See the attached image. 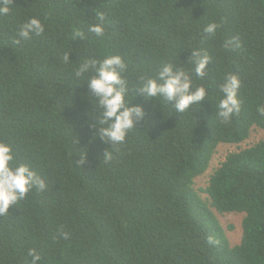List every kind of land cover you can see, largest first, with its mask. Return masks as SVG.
<instances>
[{"label": "trees", "instance_id": "16d2710c", "mask_svg": "<svg viewBox=\"0 0 264 264\" xmlns=\"http://www.w3.org/2000/svg\"><path fill=\"white\" fill-rule=\"evenodd\" d=\"M96 12L105 13L101 37L88 31ZM29 17L45 32L14 43ZM212 22L220 27L206 36ZM233 38L239 47L227 44ZM194 49L211 57L203 78L193 74L204 101L177 113L174 102L140 93L141 78L162 63L190 71ZM111 54L127 65L128 102L144 111L117 146L93 127L94 70L77 76ZM228 74L241 81V109L225 122L217 105ZM259 107L264 0H14L0 16V139L47 187L0 216V264H31L29 249L41 255L37 264H264V139L228 154L195 188L219 145L264 131ZM215 213L243 214L238 245Z\"/></svg>", "mask_w": 264, "mask_h": 264}, {"label": "clouds", "instance_id": "9594fccd", "mask_svg": "<svg viewBox=\"0 0 264 264\" xmlns=\"http://www.w3.org/2000/svg\"><path fill=\"white\" fill-rule=\"evenodd\" d=\"M13 4L14 0H0V16H8L13 11ZM95 20V23L88 26V31L101 37L105 32V13L96 12ZM219 27L218 23H209L204 27L203 33L212 36ZM44 32L45 26L41 19L29 17L20 26L18 39L14 43L19 44L20 40L27 41ZM75 35L83 34L76 32ZM227 44L240 46L238 38H233ZM210 60L206 50L194 49L189 58L192 66L190 71L172 63H162L154 76L141 78L139 91L146 98L163 97L165 101L174 102L171 104L174 110L183 113L206 99L207 89L203 85H194L193 74L197 78H203ZM89 68L94 70V74L87 79V84L99 109V127H93L100 139L106 143L112 146L124 144L129 132L144 117L143 107L130 104L127 100L128 86L124 78L127 65L124 58L119 54H111L103 59L89 60L80 68L77 76L87 72ZM240 86L241 81L235 74L226 75L219 85L222 95L217 105V115L225 122L240 112ZM258 111L264 115V107H259ZM106 158H111L109 153H106ZM46 187L45 180L29 164L16 161L13 145L0 139V216L7 215L10 207L24 199L33 189L44 191ZM63 235L65 238L68 236L67 233ZM28 255L32 257L31 264H37L42 259L36 249H29Z\"/></svg>", "mask_w": 264, "mask_h": 264}, {"label": "rangeland", "instance_id": "374dc122", "mask_svg": "<svg viewBox=\"0 0 264 264\" xmlns=\"http://www.w3.org/2000/svg\"><path fill=\"white\" fill-rule=\"evenodd\" d=\"M264 139V131L255 129L251 132L250 138L241 143L239 145H230V144H221L217 147L215 154L211 160L210 168L205 173V175L199 177L195 181V188L199 192L200 189H203L207 186V182L210 174L213 172L218 165L224 161L225 157L232 153L239 151L240 149H244L250 147L251 145L257 143L258 141ZM202 198H206L204 193H201ZM218 220L222 227L224 228L227 238L230 242V245L235 246L240 243L242 236V219L243 214L238 213H225V214H217Z\"/></svg>", "mask_w": 264, "mask_h": 264}]
</instances>
